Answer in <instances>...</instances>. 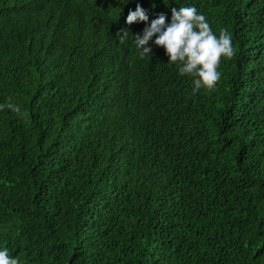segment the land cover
Returning <instances> with one entry per match:
<instances>
[{"label":"trees","instance_id":"obj_1","mask_svg":"<svg viewBox=\"0 0 264 264\" xmlns=\"http://www.w3.org/2000/svg\"><path fill=\"white\" fill-rule=\"evenodd\" d=\"M138 4L149 23L195 6L231 35L214 88L194 92L154 41L140 57ZM0 248L264 264V0H0Z\"/></svg>","mask_w":264,"mask_h":264},{"label":"clouds","instance_id":"obj_2","mask_svg":"<svg viewBox=\"0 0 264 264\" xmlns=\"http://www.w3.org/2000/svg\"><path fill=\"white\" fill-rule=\"evenodd\" d=\"M127 3V0H126ZM168 17L159 15L149 23V16L138 4L130 11L125 23H145L142 35L134 36V44L141 58L152 55L150 43L165 50L169 65H175L180 76L193 78L194 89L211 90L221 77L218 71L222 58L233 54L231 35L222 30L217 36L210 27L205 15L198 13L195 6L172 9L171 22ZM129 31L119 34V41L127 39ZM155 38V39H154ZM0 264H18L7 248H0Z\"/></svg>","mask_w":264,"mask_h":264}]
</instances>
